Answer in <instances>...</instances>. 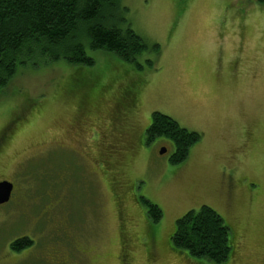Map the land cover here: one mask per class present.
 I'll return each mask as SVG.
<instances>
[{
	"label": "rangeland",
	"instance_id": "1",
	"mask_svg": "<svg viewBox=\"0 0 264 264\" xmlns=\"http://www.w3.org/2000/svg\"><path fill=\"white\" fill-rule=\"evenodd\" d=\"M117 3L119 24L148 46L134 60L87 41L92 64L20 68L0 91V180L15 183L12 199L0 206V264H53L51 248L69 264H124L126 236L128 264H212L170 249L176 220L203 204L232 231V255L222 264H264V0ZM87 99L92 114L105 116L119 101L144 130L160 111L202 135L179 164L171 162L167 137L145 143L137 156V194L162 208L158 222L140 202L130 210L133 229L119 233L104 184L95 194L102 205L93 206L90 174L65 147L87 136L74 125ZM99 135L95 129L91 141ZM26 235L34 245L16 258L9 243Z\"/></svg>",
	"mask_w": 264,
	"mask_h": 264
},
{
	"label": "trees",
	"instance_id": "2",
	"mask_svg": "<svg viewBox=\"0 0 264 264\" xmlns=\"http://www.w3.org/2000/svg\"><path fill=\"white\" fill-rule=\"evenodd\" d=\"M117 2L0 0V91L20 68L60 60L92 64L94 60L85 50L87 41L93 49L116 53L126 61L134 60L148 46L132 27L124 28L119 24ZM147 136V143L158 137L173 141V164L186 160L192 146L202 138L199 132L183 127L172 116L160 111L153 112ZM143 203L152 221L158 222L163 216L162 208L149 199H144ZM34 242L29 235L21 236L12 240L9 248L18 258L33 247ZM232 242L231 228L223 216L203 204L176 220L170 249L198 261L222 264L232 255Z\"/></svg>",
	"mask_w": 264,
	"mask_h": 264
},
{
	"label": "flooded vegetation",
	"instance_id": "3",
	"mask_svg": "<svg viewBox=\"0 0 264 264\" xmlns=\"http://www.w3.org/2000/svg\"><path fill=\"white\" fill-rule=\"evenodd\" d=\"M115 103V110L111 109L108 113L102 112L106 114L103 116L101 114L96 115V112L91 113L94 110V104L87 99L86 104H82L78 108L79 111L86 114L81 116L82 119L74 124L80 127L77 135L84 134V136H87L78 146L75 142L67 141L65 147L72 153L77 154L83 174L85 171L90 174L86 179L88 181L87 187H89L91 197L94 200L93 206L99 210L102 205L101 199L98 196L95 198V194L101 191L104 184L112 197L111 210L117 220L118 232L128 234V229H133L134 222V214L130 213V210L133 211L138 203L147 199L143 195L139 198L137 194V189L141 188L143 181L137 179L141 176L137 175L138 170L135 171V161L137 156L140 155L144 144L147 143V131L150 124L144 130L134 119L133 110L127 112L128 109L123 103L119 101ZM128 104L135 105L136 98ZM75 113H77V110H75ZM108 123L110 124L108 125ZM95 129L99 130L100 135L96 140L91 141L90 134ZM236 151L238 152V150ZM235 152L227 156L228 163L231 162V159H235ZM13 184L12 196L15 190V183ZM10 200L6 203H9ZM3 204H0V206ZM126 238L121 241L124 252L122 258L127 260L124 264L129 263L128 251L132 249V241L130 239L125 241ZM47 255L48 260L53 264H69L67 256H64L59 249L51 248L48 250Z\"/></svg>",
	"mask_w": 264,
	"mask_h": 264
},
{
	"label": "water",
	"instance_id": "4",
	"mask_svg": "<svg viewBox=\"0 0 264 264\" xmlns=\"http://www.w3.org/2000/svg\"><path fill=\"white\" fill-rule=\"evenodd\" d=\"M167 152L166 147L160 149V154ZM14 184L9 180L0 181V204L6 203L10 200L13 192Z\"/></svg>",
	"mask_w": 264,
	"mask_h": 264
}]
</instances>
